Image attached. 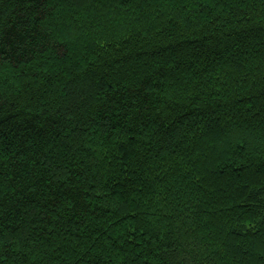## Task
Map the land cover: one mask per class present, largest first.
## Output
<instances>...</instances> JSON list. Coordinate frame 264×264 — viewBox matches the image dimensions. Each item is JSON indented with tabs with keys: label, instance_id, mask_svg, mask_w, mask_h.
<instances>
[{
	"label": "trees",
	"instance_id": "1",
	"mask_svg": "<svg viewBox=\"0 0 264 264\" xmlns=\"http://www.w3.org/2000/svg\"><path fill=\"white\" fill-rule=\"evenodd\" d=\"M0 264H264V0H0Z\"/></svg>",
	"mask_w": 264,
	"mask_h": 264
}]
</instances>
